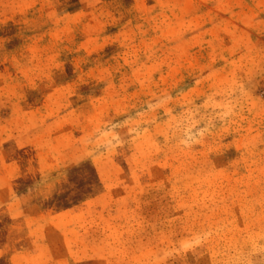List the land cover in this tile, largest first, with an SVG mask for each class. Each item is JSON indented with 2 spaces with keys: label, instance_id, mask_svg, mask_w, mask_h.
Listing matches in <instances>:
<instances>
[{
  "label": "rangeland",
  "instance_id": "1",
  "mask_svg": "<svg viewBox=\"0 0 264 264\" xmlns=\"http://www.w3.org/2000/svg\"><path fill=\"white\" fill-rule=\"evenodd\" d=\"M5 186L0 264H264V0H0Z\"/></svg>",
  "mask_w": 264,
  "mask_h": 264
},
{
  "label": "crops",
  "instance_id": "2",
  "mask_svg": "<svg viewBox=\"0 0 264 264\" xmlns=\"http://www.w3.org/2000/svg\"><path fill=\"white\" fill-rule=\"evenodd\" d=\"M12 179H14L13 176H12ZM8 197L18 202L19 196H17V193L16 192L14 193L12 191V187L5 186L2 189H0V204L4 203ZM20 217H22V215Z\"/></svg>",
  "mask_w": 264,
  "mask_h": 264
}]
</instances>
